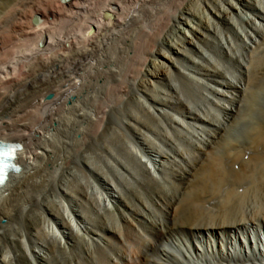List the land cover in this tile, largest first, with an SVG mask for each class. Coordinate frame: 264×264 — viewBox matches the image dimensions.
<instances>
[{
  "label": "bare ground",
  "instance_id": "bare-ground-1",
  "mask_svg": "<svg viewBox=\"0 0 264 264\" xmlns=\"http://www.w3.org/2000/svg\"><path fill=\"white\" fill-rule=\"evenodd\" d=\"M176 75L223 99L206 96L220 117ZM258 91L264 0H0V103L25 96L0 114V139L22 144L0 264H264V109L226 138ZM184 123L180 149L168 132Z\"/></svg>",
  "mask_w": 264,
  "mask_h": 264
},
{
  "label": "rangeland",
  "instance_id": "rangeland-1",
  "mask_svg": "<svg viewBox=\"0 0 264 264\" xmlns=\"http://www.w3.org/2000/svg\"><path fill=\"white\" fill-rule=\"evenodd\" d=\"M261 2L260 1H257V2H255V6L257 7V8H260L261 9ZM9 6H12V3H10V5ZM8 6V7H9ZM10 9V7L9 8H5V11H8ZM10 12H12V11H10ZM9 12V13H10ZM247 15H250L251 16V14L250 13H248L247 12ZM202 16V15H201ZM188 19H193V20H195L194 18H191V17H189ZM203 18H201V20H202ZM232 34L230 33V36H231ZM210 47V49L212 50V52H213V54L215 55V56H218L219 58H220V60H222V62L223 63H225L224 64V67L227 69V71H228V76L229 75H231V73L232 74H236V70H235V66H234V64L232 63V62H230V61H224L223 60V58H221V56H220V54H219V51L216 49V44L214 45V46H209ZM213 48V49H212ZM260 48H262V47H259V49ZM217 52V53H216ZM217 57V58H218ZM196 60H197V58H195ZM180 65V66H179ZM184 65H185V63H181V62H179L178 63V66H179V68H180V70H182V71H184V72H188V70L186 69V68H184ZM182 68V69H181ZM231 69V70H230ZM230 70V71H229ZM233 70V71H232ZM186 72V73H187ZM234 72V73H233ZM230 73V74H229ZM178 77V78H177ZM181 76H179V75H176V76H174V77H171V79L173 80V82L174 83H176L178 86L179 85H184L183 83L185 82V85H184V87H188V88H185L183 91H184V93L186 94V99H187V101H188V106H190V107H192L193 109L194 108H196L197 109V107H201V109H203L204 111L203 112H200V116H204V115H207V117H209V118H211V119H213V120H215V119H217V117L219 116V114H221V112H220V110H216L217 108L214 106V105H212V104H210L209 103V101H208V98L206 97V96H210L211 98H214L215 99V97H213L212 95H210L209 94V92H208V90L205 88V87H203V85L201 84V83H197V85H195L196 83H194V84H192V83H189L188 81H186V80H184V78L183 77H181ZM230 77V76H229ZM180 78V79H179ZM181 80V81H180ZM181 82V83H180ZM186 84H188V85H186ZM199 84H201V85H199ZM200 90H199V89ZM204 88V89H203ZM205 90V91H204ZM193 91V92H192ZM203 91V92H202ZM198 93V94H195V93ZM207 92V93H206ZM190 93V94H189ZM48 94H50V93H47L46 95H48ZM154 94L155 95H157L158 93L156 92V91H154ZM188 94V95H187ZM255 95L253 96L254 97V99H253V102L252 103H249V105L248 104H245V106L246 107H248V106H250V107H252L253 108V112L252 113H250V116H248L245 120H243L242 121V123L240 124H238V125H236L233 129H231L229 132H228V134L226 135V138L227 139H232V140H234V139H238V137L239 138H241V137H244V135H245V132H246V128H247V125L248 124H251V123H254V122H256L257 121V118H258V112L260 111V110H262V109H264V91H258V92H256V93H254ZM195 95V96H194ZM17 96H18V98H17ZM15 98H12L11 99V101L10 102H5V103H0V114H7L6 112L7 111H11L12 109H14V105L13 104H15V102H19V101H21V99L23 98H25V96H23V95H17ZM21 96V97H20ZM23 96V97H22ZM199 96V97H198ZM201 96V97H200ZM190 97V98H189ZM20 98V99H19ZM195 98V99H194ZM199 98V99H198ZM200 98H201V100H200ZM15 99V100H14ZM192 99V100H191ZM13 100H14V102H13ZM17 100V101H16ZM69 100V99H68ZM197 100V101H196ZM205 100V101H204ZM215 100H219L218 102H225L223 99L221 100V99H215ZM199 101V102H198ZM201 101H203V103H201ZM198 102V103H197ZM7 103V104H6ZM9 103V104H8ZM7 105V106H6ZM199 105V106H198ZM208 105V106H207ZM210 105V106H209ZM5 106V107H4ZM4 107V108H3ZM12 107V108H11ZM133 107H137V106H135V105H133ZM209 109V111H208V109ZM4 109L3 111H2V109ZM8 108V109H7ZM11 108V109H10ZM121 109L120 110H116V111H112L111 112V114H110V118H111V121H112V125L113 126H115V127H117V124H118V127H121V128H123L122 127V125H121V123H120V120L122 119L121 117L123 116V113H124V111H127V106H124L123 105V108L122 107H120ZM126 109V110H125ZM259 109V110H258ZM121 111V112H120ZM206 111H208V112H206ZM216 111V112H215ZM2 112V113H1ZM11 112H13V111H11ZM119 112V113H118ZM123 112V113H122ZM213 112V113H212ZM204 113V114H203ZM211 115H210V114ZM219 113V114H218ZM119 114V115H118ZM170 114L173 116V117H176V118H179V119H182L183 118V116H181V115H179L178 113H175V112H173V111H170ZM215 114H216V116H215ZM257 114V115H256ZM122 115V116H121ZM257 116V117H256ZM204 117H206V116H204ZM220 117V116H219ZM117 119H118V121H117ZM151 121H153V120H151ZM114 122V123H113ZM245 122H246V124H245ZM155 123V122H154ZM158 123H160V126H163V125H165L164 123H166L164 120H163V122H161V121H158ZM240 126V127H239ZM185 127V128H184ZM239 127V128H238ZM245 128V129H244ZM124 129V128H123ZM179 129V128H178ZM184 129V130H183ZM189 129H191V130H189ZM172 130V132H170ZM181 130V131H180ZM180 130H174V129H170V131L168 132V135H170V133H172L171 134V137H172V140H174V142H175V144L177 145V147L178 148H180V149H187V148H189V145H188V142H192L193 140H194V137H192L191 136V132H192V134H194L195 135V132L193 131L194 129H192V128H190L189 126H186V124L184 123L183 124V128H181ZM159 131L160 132H162L163 130H161V129H159ZM188 131V132H187ZM197 131H199V130H197ZM238 131V132H237ZM185 132V133H184ZM118 134V133H117ZM149 135V137L151 138V139H153L155 142H156V144H158L161 148L160 149H163V150H166L167 151V149H166V147L162 144V143H159V142H157V141H159L155 136L153 137L152 135H150V134H148ZM175 136V137H174ZM186 136H188V137H186ZM191 138H190V137ZM234 136V137H233ZM231 137V138H230ZM187 138V139H186ZM188 138H190V139H188ZM184 142H183V141ZM181 143V144H180ZM246 145V144H245ZM116 148H118L117 150L121 153V149L118 147V145L117 146H115ZM187 147V148H186ZM100 149H96V153L97 154H100ZM215 151H217V152H219V149H217V150H215ZM75 156H77V154H74ZM92 157H94V154H92ZM223 162H224V160L222 161V164H223ZM93 165L95 164L96 165V167H102L101 166V162H99L98 161V159L96 158V156L93 158ZM237 166H239L238 164H236ZM76 167H77V169H79L80 168V166H79V164H77L76 165ZM113 167V166H112ZM114 168V167H113ZM237 169V168H236ZM101 170H103V172L104 171H106V169L105 168H101ZM78 172V173H77ZM77 173V174H76ZM107 174V173H106ZM109 177H110V175H109V173L107 174ZM77 177V179L76 180H80L81 179V171H80V169L79 170H77L76 172H75V176L73 177V179H75ZM189 180H193V178H189ZM239 192V191H238ZM209 203V202H208ZM207 203V204H208ZM206 204V205H207ZM262 213H259L258 214V216L259 215H261ZM260 219V218H259ZM6 222V219L5 218H2L1 219V223H5ZM178 233H180V232H178Z\"/></svg>",
  "mask_w": 264,
  "mask_h": 264
},
{
  "label": "water",
  "instance_id": "water-1",
  "mask_svg": "<svg viewBox=\"0 0 264 264\" xmlns=\"http://www.w3.org/2000/svg\"><path fill=\"white\" fill-rule=\"evenodd\" d=\"M61 1H66V0H61ZM107 15V13H105V16ZM40 21V18L37 15H34L32 22L33 23H38ZM42 43V40L40 41ZM50 94L47 95V97H49Z\"/></svg>",
  "mask_w": 264,
  "mask_h": 264
}]
</instances>
